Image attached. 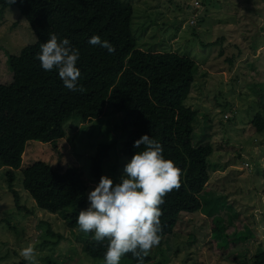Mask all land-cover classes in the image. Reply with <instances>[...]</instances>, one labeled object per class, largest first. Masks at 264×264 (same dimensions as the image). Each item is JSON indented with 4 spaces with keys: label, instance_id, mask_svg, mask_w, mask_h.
<instances>
[{
    "label": "rangeland",
    "instance_id": "1",
    "mask_svg": "<svg viewBox=\"0 0 264 264\" xmlns=\"http://www.w3.org/2000/svg\"><path fill=\"white\" fill-rule=\"evenodd\" d=\"M121 1L131 5L130 30L137 48L173 51L194 61L183 105L196 115L193 145L211 146L201 208L182 213L144 264H252L254 254L264 249V130L255 132L250 126L252 115L264 105V0ZM34 40L15 5L0 11V83L11 81L7 56ZM121 115L109 105L90 122L73 113L64 120V135L55 149L25 142L10 185L7 168L0 167V264H28L20 255L28 246L34 247L39 264L46 257L55 264H100L81 253L87 234L66 223L70 207L56 213L37 207L21 186V168L36 158L55 166L76 165L87 182L86 210L88 193L102 175L114 185L124 175L127 158L121 147L128 130L118 128ZM103 142L111 147L94 180L89 163Z\"/></svg>",
    "mask_w": 264,
    "mask_h": 264
},
{
    "label": "trees",
    "instance_id": "2",
    "mask_svg": "<svg viewBox=\"0 0 264 264\" xmlns=\"http://www.w3.org/2000/svg\"><path fill=\"white\" fill-rule=\"evenodd\" d=\"M11 5L27 21L35 40L16 55L7 56L11 81L0 83V167L7 168L8 184L13 180V170L20 168L26 141L48 143L55 149L64 135L65 119L76 113L80 121L90 122L103 115L109 105L122 113L118 128L128 130L121 147L127 162L144 150L143 145L136 149L134 141L149 135L161 144L163 157L181 170V187L167 194L161 205V238L171 234L182 213L201 208L199 193L208 180L211 146L193 145L191 122L196 115L183 105L193 81L194 61L173 51L137 48L130 30L132 8L121 0H16ZM6 6H10L6 0H0V11ZM50 34L58 41L68 39L79 51L77 86L84 92L65 88L58 70L45 71L36 59ZM94 35L109 42L115 51L109 53L90 44ZM250 126L255 132L264 130V105L252 115ZM110 147L111 143L99 144L90 159L94 180L101 175V164ZM21 186L43 210L56 213L70 207L64 215L71 227L86 205L87 182L72 163L55 166L37 158L31 160L21 168ZM13 201L18 207L14 192ZM86 236L80 243L81 253L99 259L101 264L107 240L96 242L91 233ZM125 259L137 264L130 253L121 261ZM148 260L149 255L143 264ZM45 264L55 263L46 257ZM252 264H264V249L254 254Z\"/></svg>",
    "mask_w": 264,
    "mask_h": 264
},
{
    "label": "clouds",
    "instance_id": "3",
    "mask_svg": "<svg viewBox=\"0 0 264 264\" xmlns=\"http://www.w3.org/2000/svg\"><path fill=\"white\" fill-rule=\"evenodd\" d=\"M6 2L11 5L16 0ZM89 43L104 47L109 53L115 51L109 42L95 35ZM40 48L36 59L43 70L56 69L65 88L85 91L77 86L79 51L68 39L58 41L55 34H50ZM141 145L144 150L136 152L125 164L121 182L114 185L109 177L102 175L88 193L89 207L76 216L79 232L93 233L96 242L107 240L102 264H120L122 257L129 253L137 259V264H143V258L161 241L164 197L181 187V170L163 157L161 144L149 135H142L134 141L136 149ZM20 255L28 264H39L32 246L23 248Z\"/></svg>",
    "mask_w": 264,
    "mask_h": 264
},
{
    "label": "built area",
    "instance_id": "4",
    "mask_svg": "<svg viewBox=\"0 0 264 264\" xmlns=\"http://www.w3.org/2000/svg\"><path fill=\"white\" fill-rule=\"evenodd\" d=\"M196 3V2H195Z\"/></svg>",
    "mask_w": 264,
    "mask_h": 264
}]
</instances>
